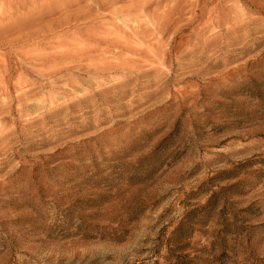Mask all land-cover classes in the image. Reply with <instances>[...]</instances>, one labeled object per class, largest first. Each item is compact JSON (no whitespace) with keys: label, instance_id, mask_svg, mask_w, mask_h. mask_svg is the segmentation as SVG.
<instances>
[{"label":"rangeland","instance_id":"obj_1","mask_svg":"<svg viewBox=\"0 0 264 264\" xmlns=\"http://www.w3.org/2000/svg\"><path fill=\"white\" fill-rule=\"evenodd\" d=\"M0 264H264V0H0Z\"/></svg>","mask_w":264,"mask_h":264},{"label":"bare ground","instance_id":"obj_2","mask_svg":"<svg viewBox=\"0 0 264 264\" xmlns=\"http://www.w3.org/2000/svg\"><path fill=\"white\" fill-rule=\"evenodd\" d=\"M189 2V1H188ZM193 3V2H192ZM191 3V4H192ZM139 4V3H138ZM135 6V5H134ZM147 8V7H146ZM187 8V7H186ZM139 12V11H138ZM140 13V12H139ZM131 14V13H130ZM135 15H136V13H134ZM127 15V14H126ZM142 15H143V13H142ZM146 15V14H145ZM137 16V15H136ZM127 17V16H126ZM146 17V16H145Z\"/></svg>","mask_w":264,"mask_h":264}]
</instances>
